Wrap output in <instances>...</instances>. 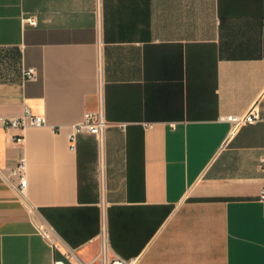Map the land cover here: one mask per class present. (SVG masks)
Segmentation results:
<instances>
[{
	"label": "crops",
	"instance_id": "obj_1",
	"mask_svg": "<svg viewBox=\"0 0 264 264\" xmlns=\"http://www.w3.org/2000/svg\"><path fill=\"white\" fill-rule=\"evenodd\" d=\"M100 107L103 144L71 151ZM25 110L46 126L0 123V264H101L102 238L136 264H264V0H0V119Z\"/></svg>",
	"mask_w": 264,
	"mask_h": 264
},
{
	"label": "built area",
	"instance_id": "obj_2",
	"mask_svg": "<svg viewBox=\"0 0 264 264\" xmlns=\"http://www.w3.org/2000/svg\"><path fill=\"white\" fill-rule=\"evenodd\" d=\"M24 25L29 27H36L37 22L34 18H26L23 21ZM35 72L33 70H27L24 73V78L27 81L35 78ZM258 113L255 109H252L248 114L244 116H229L221 118V121L230 125V136L234 135L239 129L247 125H251L258 121ZM0 123L4 129H18L24 131L28 128H41L46 126V120L43 117L32 115L28 110L20 118L13 119H0ZM109 127V123L106 121L104 116L103 108L100 107L96 112L86 113L83 120L72 127V132L69 136V147L71 151L76 150V141L80 135H90L97 138L100 145L103 144L104 133ZM16 145L23 143V138L19 137L16 139ZM264 166V160L261 161ZM26 170L27 163L24 158H21L12 176L19 179L20 193L23 195L26 189ZM260 201L264 203V189L260 192ZM42 237L50 243L54 248L57 246L54 243V235L51 231L42 232ZM108 247L105 238H102L101 252L97 258V262L101 264H136V260H123L120 257L113 255L111 258L108 257ZM64 264V263H60Z\"/></svg>",
	"mask_w": 264,
	"mask_h": 264
}]
</instances>
